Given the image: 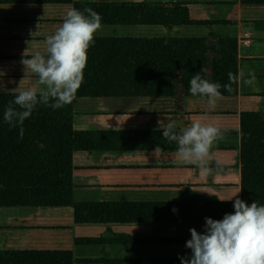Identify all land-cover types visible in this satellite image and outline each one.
<instances>
[{
  "label": "crops",
  "instance_id": "1",
  "mask_svg": "<svg viewBox=\"0 0 264 264\" xmlns=\"http://www.w3.org/2000/svg\"><path fill=\"white\" fill-rule=\"evenodd\" d=\"M72 1L185 7L187 23L103 22L95 38L183 37L214 43L218 36L231 37L237 44V95L221 97L215 108L206 96L185 97L180 87L173 98L77 100L74 129L100 132L102 142L94 150L73 154L72 207L15 211L24 240L18 249L69 250L73 264H181L179 257L192 255L186 248L189 229L203 234L205 218L219 221L234 214L235 199H241L240 132L264 129V5L241 0ZM70 10L71 6L1 4L0 40L12 47L17 39L30 40L20 41L23 44L37 39L34 50L47 58L46 39ZM38 30L42 36L34 39ZM245 33L248 45L242 44ZM14 53L13 48L5 62L0 56V75L17 70L22 63L17 59L31 58L29 53ZM21 73L36 75L24 69ZM169 121H175L176 133L194 122L220 129L222 138L214 143L208 160L210 174L183 160L177 143L163 138ZM157 146L162 150L155 151ZM26 236L38 238L36 245L44 242L43 248L24 249L35 246Z\"/></svg>",
  "mask_w": 264,
  "mask_h": 264
},
{
  "label": "trees",
  "instance_id": "2",
  "mask_svg": "<svg viewBox=\"0 0 264 264\" xmlns=\"http://www.w3.org/2000/svg\"><path fill=\"white\" fill-rule=\"evenodd\" d=\"M241 2L264 5V0ZM1 4L71 6L81 12L91 8L101 16V23L189 21L188 10L176 4L0 0ZM87 57L83 83L73 101L59 109L38 104L23 124V138L18 124L4 120L6 108L18 94L0 93V208L73 206V154L94 150L102 142L100 132L74 129L77 100L173 98L178 87L190 97V80L197 73L220 84L221 97L237 95V44L228 36H218L214 43L205 38L97 37ZM240 164V200L249 206L253 202L264 206V129L240 132ZM73 263L69 250H0V264Z\"/></svg>",
  "mask_w": 264,
  "mask_h": 264
},
{
  "label": "clouds",
  "instance_id": "3",
  "mask_svg": "<svg viewBox=\"0 0 264 264\" xmlns=\"http://www.w3.org/2000/svg\"><path fill=\"white\" fill-rule=\"evenodd\" d=\"M101 19L91 8L83 12L70 10L55 34L46 39L47 58L37 53L22 60L44 87L19 91L5 110L4 120L20 126L21 138L23 124L38 104L59 109L73 101L83 83L87 52L101 29ZM220 87L197 73L190 80L189 90L193 96H206L209 106L215 108L216 101L221 98ZM13 103L21 110L17 111ZM175 128V121L167 122L162 131L163 138L177 143L183 160L198 164L204 174H210L212 169L208 167V160L214 143L222 138L220 129L200 122H194L180 133H176ZM161 150L159 146L155 149ZM234 209V214H225L219 221L205 218L203 234L195 228L189 229L191 239L186 242V248L192 255L179 257L181 264H264V206L256 202L249 206L235 199ZM176 211L173 209L174 213Z\"/></svg>",
  "mask_w": 264,
  "mask_h": 264
},
{
  "label": "rangeland",
  "instance_id": "4",
  "mask_svg": "<svg viewBox=\"0 0 264 264\" xmlns=\"http://www.w3.org/2000/svg\"><path fill=\"white\" fill-rule=\"evenodd\" d=\"M33 35L34 39L35 38H40L42 36V31L38 30L37 32L34 33ZM46 36V35H45ZM20 41H25L29 42L30 40H21L17 39L15 41V44L10 46V44L7 42V45L0 40V56H3L1 58L2 62L6 61V57L10 55L14 48V54L22 56L23 53H29L31 54V58L39 53L43 55L42 52L40 51H35L34 47L38 45L39 41L37 39L34 40L33 43L30 44H23ZM11 43H14L13 41ZM45 56V55H43ZM25 58L22 59H17L22 61ZM19 61L15 60V64H17ZM18 69L13 72L11 69L8 72V75H0V93H13V94H18L19 91H24L29 88H42L44 86L39 85L38 83V76L37 75H31V76H25L24 74L21 73V69H24V71L28 73H32L30 69L25 67L22 63L18 64ZM4 67L3 63H0V68ZM16 90V91H15ZM24 209V208H23ZM17 210H20V208H0V250L1 251H10V250H21L18 249L20 248L19 246H22L24 240H21V235H20V226H21V220L19 219L18 216H16ZM33 218H31L32 222ZM17 236V237H15ZM27 238L31 239L33 244L35 246L33 247H27L24 249L28 248H43V243L40 244H35V241H39L38 238H32L30 236H26ZM31 242V243H32Z\"/></svg>",
  "mask_w": 264,
  "mask_h": 264
},
{
  "label": "built area",
  "instance_id": "5",
  "mask_svg": "<svg viewBox=\"0 0 264 264\" xmlns=\"http://www.w3.org/2000/svg\"><path fill=\"white\" fill-rule=\"evenodd\" d=\"M249 35L248 34H243V40H242V44L243 45H248L249 41H248Z\"/></svg>",
  "mask_w": 264,
  "mask_h": 264
}]
</instances>
